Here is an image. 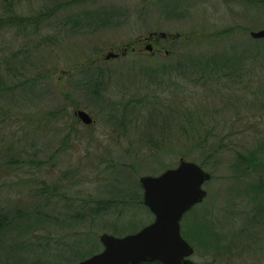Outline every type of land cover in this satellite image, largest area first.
Returning <instances> with one entry per match:
<instances>
[{
    "label": "rangeland",
    "instance_id": "rangeland-1",
    "mask_svg": "<svg viewBox=\"0 0 264 264\" xmlns=\"http://www.w3.org/2000/svg\"><path fill=\"white\" fill-rule=\"evenodd\" d=\"M263 27L264 0H0V264H76L102 250V233L138 231L153 219L139 177L181 158L212 176L181 219L192 259L264 264V162L246 175L235 154L264 142V38L249 35ZM224 56L211 87L182 92L202 59ZM86 57L99 61L89 79ZM37 120L36 149L30 132L23 163L9 164Z\"/></svg>",
    "mask_w": 264,
    "mask_h": 264
},
{
    "label": "water",
    "instance_id": "water-1",
    "mask_svg": "<svg viewBox=\"0 0 264 264\" xmlns=\"http://www.w3.org/2000/svg\"><path fill=\"white\" fill-rule=\"evenodd\" d=\"M161 35L165 36L164 33ZM250 36L254 39L264 38V28L251 31ZM146 49L151 50V46L147 45ZM117 56V53L108 52L105 58ZM75 113L84 124L92 122L85 111L77 110ZM210 176L197 163L184 159L159 175L140 176L143 203L153 214L154 220L139 231L123 237L102 233L99 239L103 250L77 264H140L152 261L159 264H216L188 259L193 248L180 234L182 215L206 196L203 184Z\"/></svg>",
    "mask_w": 264,
    "mask_h": 264
},
{
    "label": "trees",
    "instance_id": "trees-1",
    "mask_svg": "<svg viewBox=\"0 0 264 264\" xmlns=\"http://www.w3.org/2000/svg\"><path fill=\"white\" fill-rule=\"evenodd\" d=\"M58 6L59 7H56V8H66V7H69V4L65 2L62 5H58ZM233 30L230 31L229 33L233 32ZM225 34L226 33L224 31H222L217 36H214V38L224 37ZM249 51H251L253 53V55H254V59L252 58L253 60H250L251 64L249 65L250 71H251V68L255 67L254 65H255V61L257 60V58L259 57L261 59V57L259 56L260 55V50L259 49L252 48ZM85 60L86 61H82L83 63L78 62V69L80 71H82V72L85 71L84 72L85 76L89 79V77L91 76V75H89V71H91L93 65L97 64L99 61H97V60L93 61L89 57H86ZM185 60L188 61V62L192 61L194 63H195V61H197L195 59V57L192 58L191 56H189L188 58H185ZM202 60H203V63L201 62L199 67L197 66V67H195L196 68L195 70L189 72L190 78H188V77L186 78V82H185L186 84L182 88V92H187L190 89H195L196 87H198V88L199 87H211L210 82L214 81L217 78L216 77L217 73H219L222 70L225 71V69H229L230 68V67H227L228 62H230V58L228 56L222 57L221 59H219V61H216L215 58H209V59L204 58ZM181 63H182L181 61H178V65H180ZM182 65H181V69H182ZM182 71H183V69H182ZM225 73L228 74L229 71H227ZM153 75H154V73L151 74V76L154 78ZM97 78L100 79L99 77H97ZM90 81H92V79H90ZM197 84H199V85L196 86ZM87 86H88L87 87L88 88V92L90 94H93L94 92L96 93L98 91V89H101V87H102V85L98 86L96 82H95L94 85H92V83L88 82ZM93 87H95V89ZM175 88H176V90H179L180 85L177 83ZM208 89L212 90V88H208ZM183 94H185V93H183ZM63 110L66 111V110H68V108L67 107L66 108L63 107V108L60 109V111H63ZM5 111L6 110L4 109L3 112H5ZM0 112H2V111H0ZM58 115H59V113H58ZM4 117L5 116H3L2 119L0 118V120L3 121ZM260 118H262L264 120V117H262V115H261ZM255 120H259V117L257 116L255 118ZM255 120H253V121L250 120V121L253 123ZM38 121L39 120L35 121L33 124L30 123V125H28V128H27V133L26 134L21 133V135L18 136L16 138V140H13L12 143H13L14 147H17V148H16V151H15V155L12 154V152L10 151L11 153L9 155H11V156L9 157L10 158L9 164H13V163L18 164L20 162L23 163L22 161H19V159L21 157H16V155L17 154H23L24 152H26V147H27L28 143L26 141H24L23 139L21 140V138L24 137V136H28L30 132H33V134H32V136L30 138V141H29L30 144L29 145H32L34 147V149H36V146H37L39 140L34 138V135H35V131L38 132L37 129H36L37 126L39 125ZM30 128H31V130H30ZM235 128H236V126H234V125L229 127L226 130V132L229 133V134L228 133L227 134L229 136H232V134L237 133V132H235L236 130H234ZM242 132L246 133L247 130L243 129ZM37 136L38 135H36V137ZM11 137L13 138V135H11ZM262 137H263V140H264V135H262ZM258 143L259 144L260 143L263 144L264 142H258ZM261 144H260L261 147L258 149V152H260V153H258V154L255 151H252L248 157H245L244 153H242V154H241V152H236L235 153L236 156H237L236 158H237L238 161L246 162L245 166L248 167V168L247 169H243V173L244 174H246V175H248V174L250 175L251 174L252 176L254 174L256 175L257 173L256 172L254 173L255 169L258 168L256 166H261V162H264V147ZM11 146H12V144L10 143L9 149H11ZM214 148L216 150H218V151H221L222 147L220 145H218V146H214L213 149ZM234 149H235V151H237L236 148H234ZM250 157L253 158V159L251 161H248L247 158H250ZM11 161H14V162H11ZM260 190L264 191L262 189H260ZM258 192L260 193V191H258ZM17 215H20V214L17 213ZM7 221H8V218H7L6 215L0 216V231L2 230L1 227L4 225V222H7ZM141 264H157V262L141 263Z\"/></svg>",
    "mask_w": 264,
    "mask_h": 264
},
{
    "label": "flooded vegetation",
    "instance_id": "flooded-vegetation-1",
    "mask_svg": "<svg viewBox=\"0 0 264 264\" xmlns=\"http://www.w3.org/2000/svg\"><path fill=\"white\" fill-rule=\"evenodd\" d=\"M153 49V48H152ZM151 52H152V50H151ZM165 53L167 54V51H165Z\"/></svg>",
    "mask_w": 264,
    "mask_h": 264
}]
</instances>
